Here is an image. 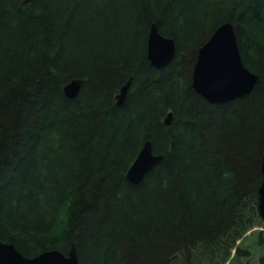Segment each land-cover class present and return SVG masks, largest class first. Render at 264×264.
I'll return each instance as SVG.
<instances>
[{"label":"trees","instance_id":"16d2710c","mask_svg":"<svg viewBox=\"0 0 264 264\" xmlns=\"http://www.w3.org/2000/svg\"><path fill=\"white\" fill-rule=\"evenodd\" d=\"M226 22L257 81L210 104L191 71ZM152 24L175 44L160 69ZM146 140L163 159L132 184ZM263 154L264 0H0V241L23 256L73 244L78 264H248L258 249L264 264Z\"/></svg>","mask_w":264,"mask_h":264},{"label":"water","instance_id":"95a60500","mask_svg":"<svg viewBox=\"0 0 264 264\" xmlns=\"http://www.w3.org/2000/svg\"><path fill=\"white\" fill-rule=\"evenodd\" d=\"M175 54L173 39L161 35L152 24L147 38V59L150 65L160 69L167 66ZM257 76L242 63L233 26L226 22L215 28L208 40L198 49L191 71L193 90L210 104H223L240 98L251 92ZM82 79H73L66 83L63 94L74 99L82 86ZM131 80L121 86L116 96L117 105L123 104ZM172 114L164 118V124L170 125ZM163 155L152 153L151 141H146L137 157L127 170L126 178L132 184L140 182L145 174L158 165ZM261 183L258 188V213L264 222V154L261 159ZM0 264H78L75 247L71 244L66 255L58 250H49L37 256H23L10 243L0 241Z\"/></svg>","mask_w":264,"mask_h":264},{"label":"rangeland","instance_id":"374dc122","mask_svg":"<svg viewBox=\"0 0 264 264\" xmlns=\"http://www.w3.org/2000/svg\"><path fill=\"white\" fill-rule=\"evenodd\" d=\"M247 242H249V240H247ZM253 250V249H252ZM257 252H254L251 255V260H248V264H258V257L259 254H261V250L256 249Z\"/></svg>","mask_w":264,"mask_h":264},{"label":"bare ground","instance_id":"6f19581e","mask_svg":"<svg viewBox=\"0 0 264 264\" xmlns=\"http://www.w3.org/2000/svg\"><path fill=\"white\" fill-rule=\"evenodd\" d=\"M148 60V59H147ZM146 175V174H145Z\"/></svg>","mask_w":264,"mask_h":264}]
</instances>
